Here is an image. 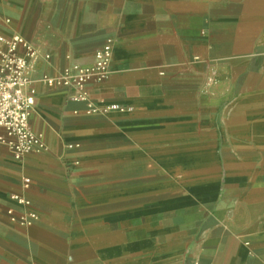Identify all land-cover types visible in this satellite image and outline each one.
<instances>
[{
    "label": "crops",
    "instance_id": "0c3cea01",
    "mask_svg": "<svg viewBox=\"0 0 264 264\" xmlns=\"http://www.w3.org/2000/svg\"><path fill=\"white\" fill-rule=\"evenodd\" d=\"M15 35L38 53L46 149L0 147V264H264V0H0V39ZM110 39L88 89L125 112L44 83Z\"/></svg>",
    "mask_w": 264,
    "mask_h": 264
},
{
    "label": "built area",
    "instance_id": "2783aa9c",
    "mask_svg": "<svg viewBox=\"0 0 264 264\" xmlns=\"http://www.w3.org/2000/svg\"><path fill=\"white\" fill-rule=\"evenodd\" d=\"M0 40L4 43V48L0 49V147L7 148L16 161H21L31 153L46 149L44 136L31 124L35 91L29 90L30 70L38 53L23 36L15 35ZM112 56L113 41L110 39L97 53L93 65H75L64 69L58 77L44 76L43 81L50 88H71L73 90L71 101L87 104L86 113L89 115L108 114L112 111L125 112L126 107L118 104L97 108L88 89L90 83L103 82L109 77ZM30 184L31 179L24 178V190L27 191ZM9 200L15 207L26 211L19 218L20 222L23 225H32L37 219L32 200L23 193H13ZM8 211V214L15 219V211L13 209Z\"/></svg>",
    "mask_w": 264,
    "mask_h": 264
}]
</instances>
